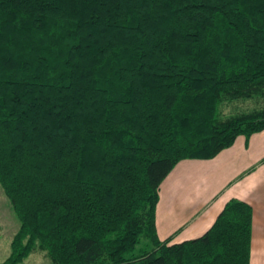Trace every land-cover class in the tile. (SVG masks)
<instances>
[{
  "label": "trees",
  "instance_id": "obj_1",
  "mask_svg": "<svg viewBox=\"0 0 264 264\" xmlns=\"http://www.w3.org/2000/svg\"><path fill=\"white\" fill-rule=\"evenodd\" d=\"M262 130L264 0H0L3 264H250L246 202L173 244L156 206L180 161Z\"/></svg>",
  "mask_w": 264,
  "mask_h": 264
},
{
  "label": "crops",
  "instance_id": "obj_2",
  "mask_svg": "<svg viewBox=\"0 0 264 264\" xmlns=\"http://www.w3.org/2000/svg\"><path fill=\"white\" fill-rule=\"evenodd\" d=\"M159 195L156 232L171 244L204 235L231 199L246 202L252 207L250 264H264V130L239 135L212 159L180 161Z\"/></svg>",
  "mask_w": 264,
  "mask_h": 264
},
{
  "label": "rangeland",
  "instance_id": "obj_3",
  "mask_svg": "<svg viewBox=\"0 0 264 264\" xmlns=\"http://www.w3.org/2000/svg\"><path fill=\"white\" fill-rule=\"evenodd\" d=\"M259 106L254 101H239L222 107L225 116L250 111ZM20 227L19 220L12 208L11 202L0 185V264H3L11 254V243ZM19 264H54L39 248L30 253Z\"/></svg>",
  "mask_w": 264,
  "mask_h": 264
}]
</instances>
